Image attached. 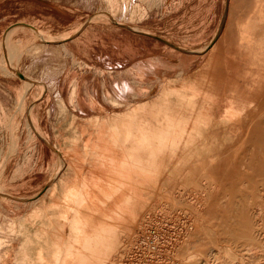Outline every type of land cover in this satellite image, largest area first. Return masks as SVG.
I'll return each mask as SVG.
<instances>
[{
  "label": "rangeland",
  "instance_id": "rangeland-1",
  "mask_svg": "<svg viewBox=\"0 0 264 264\" xmlns=\"http://www.w3.org/2000/svg\"><path fill=\"white\" fill-rule=\"evenodd\" d=\"M30 1L0 2V264H264V0Z\"/></svg>",
  "mask_w": 264,
  "mask_h": 264
},
{
  "label": "crops",
  "instance_id": "crops-1",
  "mask_svg": "<svg viewBox=\"0 0 264 264\" xmlns=\"http://www.w3.org/2000/svg\"><path fill=\"white\" fill-rule=\"evenodd\" d=\"M3 1L5 2L4 9H6L7 8L6 6H7L8 2H7V0H1L0 2H3ZM11 1H15V0H11ZM53 5L62 6V5H59L57 3H53ZM1 7L2 6L0 5V8ZM38 7H39V0H31L30 1V6L25 7L26 9L27 8L30 9V12H28V13L32 16V18H33V14L36 15V17L34 16L35 17V21H39L38 20V14H37L38 13ZM22 8L23 7H19V9H22ZM2 16H4V18H6L7 14H4ZM15 24H17V23H15ZM15 24H11L10 26H6L5 28L0 27V31L4 33L6 31H8L9 27H11V26H13ZM26 25H29V23H27ZM30 26L33 27V23H30ZM21 77H23V76L21 75ZM25 78L28 79V80H30V79L32 80V78L28 77V76H26ZM105 86H106V81L104 80V82L101 84V87L99 89L100 93L103 96L105 95V93H104L105 89L107 91H109ZM97 93H98V90L94 93V92H90L87 89L82 91L80 87H74V91H73V94L71 93V96H73V103H75L76 108H73V110H78L79 112H83L86 108L91 109L90 105L88 104V101L90 100V96H91V98L94 101L97 102L98 106L102 107L101 103L99 102V100L95 96ZM83 101H87V102H83ZM105 102H106V99H105Z\"/></svg>",
  "mask_w": 264,
  "mask_h": 264
},
{
  "label": "built area",
  "instance_id": "built-area-1",
  "mask_svg": "<svg viewBox=\"0 0 264 264\" xmlns=\"http://www.w3.org/2000/svg\"><path fill=\"white\" fill-rule=\"evenodd\" d=\"M157 250L158 247L156 248L154 241H145V243H142V240H139L133 245L130 255H133V252L137 251L144 254V256L140 257V260L138 261L139 263H141L142 261H144L146 255L152 256V254L157 253ZM126 263L128 264V260L126 261Z\"/></svg>",
  "mask_w": 264,
  "mask_h": 264
},
{
  "label": "bare ground",
  "instance_id": "bare-ground-1",
  "mask_svg": "<svg viewBox=\"0 0 264 264\" xmlns=\"http://www.w3.org/2000/svg\"><path fill=\"white\" fill-rule=\"evenodd\" d=\"M14 50H15V49H14ZM17 60H18V59H17ZM210 133H211V132H210ZM213 133H214V132H213ZM209 136H210V135H209ZM62 161H63V160H62ZM260 208H261V207H260ZM262 208H263V207H262ZM257 209H258V208H257ZM263 209H264V208H263ZM263 209H262V210H263ZM259 210H260V209H259ZM259 210H258L257 213H258V215L260 216L261 214H259ZM256 211H257V210H256ZM256 216H257V215H256ZM259 216H258V217H259ZM263 216H264V215H263ZM95 217H96V216H95ZM255 219H256V218H255ZM257 219H258V218H257ZM260 220H261V219H260ZM262 221H264V220H262ZM262 221H261V222H262ZM261 222H260V223H261ZM257 223H258V222H257ZM263 224H264V222H263L261 225H263ZM257 225H258V224H257ZM257 225H256V226H257ZM256 226H255V227H256ZM258 226H259V225H258ZM108 228H109V227H108ZM259 228H260V227H259ZM262 229H263V228H262ZM254 231H255V230H254ZM257 231H258V230H257ZM259 231H260V230H259ZM262 232H264V231L262 230ZM252 233H253V232H252ZM259 234H260V232H259ZM259 234H258V237H257V236H255V237H256V238H259V237H260ZM263 234H264V233H263ZM256 235H257V234H256ZM262 236H263V235H262ZM263 237H264V236H263ZM263 237H262V238H263ZM251 240H252V239H251ZM258 240H259V239H258ZM260 240H261V238H260ZM261 245H262V244H261ZM256 248H257V247H256ZM260 249H261V248H260ZM263 249H264V248H263ZM87 255H88V254H87ZM89 255H90V254H89ZM98 257H99V255H98ZM77 258H78V257H77ZM90 258H91V257H90ZM101 258H102V257L100 256L99 259H101ZM97 259H98V258H97ZM91 260H92V259H91ZM103 260H104V259H103ZM103 262H104V261H103ZM97 264H98V263H97Z\"/></svg>",
  "mask_w": 264,
  "mask_h": 264
}]
</instances>
